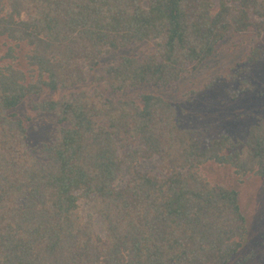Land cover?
<instances>
[{"label":"trees","instance_id":"16d2710c","mask_svg":"<svg viewBox=\"0 0 264 264\" xmlns=\"http://www.w3.org/2000/svg\"><path fill=\"white\" fill-rule=\"evenodd\" d=\"M3 4L0 36L28 50L25 65L0 67V264H229L248 234L239 192L201 168L264 178V118L244 140L223 132L203 145L158 94L71 92L30 104L53 117L55 137L28 147L31 117L18 108L79 85L106 51L145 41L152 53L122 56L96 80L113 92L166 87L227 37L252 30L264 38V0H219L216 9L212 0ZM260 59L264 48L254 46L245 61ZM250 89L239 80L232 96ZM152 157L160 174L140 167Z\"/></svg>","mask_w":264,"mask_h":264},{"label":"rangeland","instance_id":"374dc122","mask_svg":"<svg viewBox=\"0 0 264 264\" xmlns=\"http://www.w3.org/2000/svg\"><path fill=\"white\" fill-rule=\"evenodd\" d=\"M215 9L219 0H212ZM4 0H0V7H4ZM22 51L16 48L15 42H10L0 36V67L9 63L20 67L25 65L24 52L28 50L25 43H20ZM14 47V55L20 59L8 58V47ZM263 47L264 38L257 36L254 31L235 34L221 41L216 52L195 70H190L181 78L166 86H142L139 89L124 92L110 91L105 84L98 82L96 77L102 70L117 62L122 56L136 55L141 57L154 51L152 42L133 44L117 51H106L99 58L98 67L87 73L85 81L79 85L41 96L27 98L18 108L21 115L31 117L27 124L28 147L41 143H51L55 137L53 117L45 116L31 109L30 104L44 99H58L71 92L87 94L95 90L102 92L107 98L136 97L141 92L155 93L175 106L182 126L193 129L201 138L203 145L210 138L221 133H228L233 138L244 140L250 125L259 118H264V59L246 62L251 47ZM19 63V64H18ZM247 68V71H240ZM239 80H245L251 89L232 96L238 88ZM141 169L160 174L157 157L143 160ZM202 173L211 182H219L236 189L239 192V204L244 213L248 234L243 248L235 255L229 264H264V178L255 175L240 177L229 167H221L208 163L201 168ZM124 179L118 181L119 185ZM82 202H80L81 204ZM84 204V203H83ZM96 224L99 225L96 219Z\"/></svg>","mask_w":264,"mask_h":264}]
</instances>
